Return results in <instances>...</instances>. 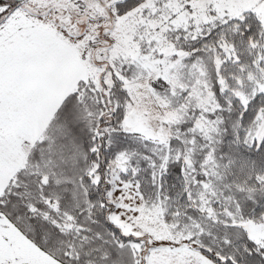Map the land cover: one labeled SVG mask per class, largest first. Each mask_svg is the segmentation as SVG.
Returning a JSON list of instances; mask_svg holds the SVG:
<instances>
[{
    "label": "snow or ice",
    "instance_id": "1",
    "mask_svg": "<svg viewBox=\"0 0 264 264\" xmlns=\"http://www.w3.org/2000/svg\"><path fill=\"white\" fill-rule=\"evenodd\" d=\"M0 264H264V0H0Z\"/></svg>",
    "mask_w": 264,
    "mask_h": 264
}]
</instances>
